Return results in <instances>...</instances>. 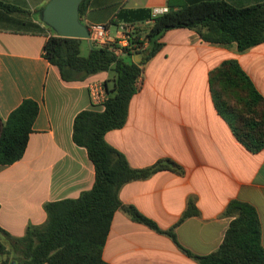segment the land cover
<instances>
[{"label": "crops", "instance_id": "1", "mask_svg": "<svg viewBox=\"0 0 264 264\" xmlns=\"http://www.w3.org/2000/svg\"><path fill=\"white\" fill-rule=\"evenodd\" d=\"M0 1L26 10L32 22L42 26L38 12L49 0ZM190 1H225L235 7L262 2L88 0L80 19L85 25L108 24L110 29L119 25L147 29L149 20L118 21L117 12L177 10ZM6 18L0 11V133L10 112L23 100L38 105L23 157L0 166V227L13 237H22L28 225L45 223L44 204L76 198L92 188L94 167L86 150L73 143L72 124L79 112L95 109L86 84L104 83L112 77L104 72L83 82H63L57 68L43 58L51 33H21ZM86 41L89 53L91 45ZM161 42V50L143 66L125 125L107 132L105 141L133 169L168 158L183 173L161 171L131 181L119 190V200L163 231L179 221L188 200H193L198 215L184 220L174 232L179 244L198 256L218 249L232 220L223 212L231 200H240L256 209L264 247V149L251 153L236 140L214 109L208 87L209 72L232 59L264 96V43L241 52L235 46L204 42L189 29L169 30ZM134 59L139 60L136 55L129 57ZM102 256L109 264H198L168 236L133 222L121 210L113 216Z\"/></svg>", "mask_w": 264, "mask_h": 264}, {"label": "trees", "instance_id": "2", "mask_svg": "<svg viewBox=\"0 0 264 264\" xmlns=\"http://www.w3.org/2000/svg\"><path fill=\"white\" fill-rule=\"evenodd\" d=\"M87 2L79 6L80 18ZM0 11L7 16L6 22L21 33H51L43 46V58L57 68L63 82H83L104 72L112 77L103 83L107 93L104 110H83L72 124L73 143L86 150L94 167L92 188L76 198L44 204L45 223L28 225L22 237H13L0 227V264H109L103 260V247L118 210L133 222L168 236L198 264H264L261 223L251 204L231 200L223 215L232 220L220 246L211 254L195 255L179 244L174 232L184 220L198 215L193 200H188L179 221L167 231L119 200V190L131 181L147 179L161 171L182 174L183 169L168 158L133 169L124 155L105 141L107 132L125 125L129 103L137 91L136 81L143 66L161 50V39L167 31L193 30L204 42L235 46L242 52L264 43V0L248 7H235L225 1H190L155 17L146 10H119L118 21L149 20L150 26L136 28L120 55L114 54L112 45H91L86 57L80 54L81 41L58 37L47 26L34 24L26 10L0 1ZM130 14L133 16L128 17ZM135 55H140L139 63L129 60ZM208 87L214 109L236 140L251 153L264 149V96L239 63L232 59L220 63L209 72ZM37 114L38 105L31 99L23 100L10 112L0 133V166H10L23 157Z\"/></svg>", "mask_w": 264, "mask_h": 264}, {"label": "built area", "instance_id": "3", "mask_svg": "<svg viewBox=\"0 0 264 264\" xmlns=\"http://www.w3.org/2000/svg\"><path fill=\"white\" fill-rule=\"evenodd\" d=\"M167 12V9H155L151 12L152 17ZM89 30L88 42L96 47L112 45V51L115 55H120L123 48L128 47L130 35L136 27L133 25H119L112 32L108 24H87ZM146 43H144V47ZM140 86V77L136 81V87ZM86 89L90 104L97 110H104V104L107 100V93L103 83L99 81H90L86 84Z\"/></svg>", "mask_w": 264, "mask_h": 264}, {"label": "water", "instance_id": "4", "mask_svg": "<svg viewBox=\"0 0 264 264\" xmlns=\"http://www.w3.org/2000/svg\"><path fill=\"white\" fill-rule=\"evenodd\" d=\"M83 1L49 0L40 12V22L58 37L88 40L89 30L79 17V6ZM136 57L141 60L140 55ZM139 60L134 59V62L139 63Z\"/></svg>", "mask_w": 264, "mask_h": 264}, {"label": "rangeland", "instance_id": "5", "mask_svg": "<svg viewBox=\"0 0 264 264\" xmlns=\"http://www.w3.org/2000/svg\"><path fill=\"white\" fill-rule=\"evenodd\" d=\"M112 32L114 31L113 28L110 29ZM81 56L86 57L88 55V45L87 41L83 40L81 43V51H80ZM111 76V73H108Z\"/></svg>", "mask_w": 264, "mask_h": 264}]
</instances>
